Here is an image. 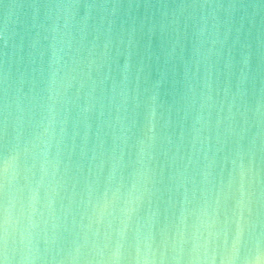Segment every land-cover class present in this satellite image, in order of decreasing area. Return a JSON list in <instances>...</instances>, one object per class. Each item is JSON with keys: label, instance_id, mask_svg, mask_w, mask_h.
Segmentation results:
<instances>
[{"label": "clouds", "instance_id": "9594fccd", "mask_svg": "<svg viewBox=\"0 0 264 264\" xmlns=\"http://www.w3.org/2000/svg\"><path fill=\"white\" fill-rule=\"evenodd\" d=\"M31 7L34 10L33 27L37 32L23 56L20 55L23 46H10L7 31L4 34L5 48H11V51L5 55L2 65L3 120L0 130L9 147L0 161V182L5 188V199L0 206V264H65V260L67 264H80L85 248L90 250L93 258L84 260V264H122L126 257L125 245L129 231L134 232L136 240L134 264H168L163 252L157 260L155 252L150 249L147 243L150 235L141 236L144 225L139 221L133 225L142 199L150 194L145 158L151 159L154 136L149 137L147 145L141 143L137 162L142 171L123 198L117 189L102 203H91V214L87 216L86 225L80 224L73 216L71 198L68 206L57 207L58 201L64 199V182L57 175L59 149L56 156L50 155L55 125L63 123L60 119L61 109L57 106L67 104L68 93L73 87L77 90L78 98L80 90L88 85L86 96L91 98L97 84L92 79V72L95 70L99 74L100 67L109 58L113 40L116 39L117 44L120 42L119 34L113 32L114 21L111 19L116 15L119 5L96 3L94 0L91 3L87 0L83 3L81 0H43ZM160 7L167 8V5ZM222 7L225 6L208 2L181 3L175 5L171 13L170 24L175 38L169 57L177 56L184 68L182 91L176 101L177 111L182 110L184 118L192 117L191 143L196 158L188 161L195 166V174L185 177L184 173H180L182 179L177 185V190H182L181 208L170 264H181L184 244L189 242L185 239L186 207L197 199V207L187 213L195 216L190 236L194 256L187 264H213L217 241L226 246V255L221 264H264V251L258 247L251 257L240 258V246L246 233L259 227L261 235H264V182L260 180L259 167L264 163V34L257 38L253 48L247 39L241 41L240 30L236 29V35L229 43L231 29L225 27L221 33V22L217 17ZM234 8V5L226 6L229 16ZM81 9L83 16H79ZM38 10H43V16L36 24L35 13ZM96 14H99L98 21ZM163 15L167 16L168 13ZM181 16L185 19V29L191 22L190 34L180 30ZM41 33L47 45L40 49L39 59L43 61L47 54V72L41 74L44 87L38 94H33L36 83L33 73L36 69L32 65L36 63L34 53L40 43ZM90 36L91 39H88ZM186 37L190 39L191 48L190 59L185 62ZM131 44L129 33L126 49ZM237 48L239 61L235 65V91L226 83L223 99L217 102L213 93L219 96L220 92L218 86L214 87L213 67L223 55L226 75L231 78L234 75L233 52ZM13 56L16 58L15 79L12 72ZM253 58L256 60L254 68L250 65ZM192 68L195 71L190 72ZM128 70L126 59L119 91L120 108L124 110H127L130 99ZM257 80L258 89L255 88ZM24 85L28 86L27 93L22 91ZM249 86L252 87L251 92ZM251 95L255 96L254 106L249 103ZM131 100L134 103V94ZM157 107L156 94L153 93L148 109L149 131L156 119ZM37 108L40 118L33 121L32 114ZM87 110L85 107L84 111ZM132 123L134 121L130 125ZM26 126L38 129L30 139L24 137ZM128 130L129 127L122 125V141H126L124 133ZM254 161L257 162L255 170ZM225 163L231 165L226 183L220 180ZM18 177L24 180L22 188L18 185ZM185 183L192 187L186 188ZM229 200L232 207L226 211ZM117 202L119 207L116 206ZM88 204L85 201L86 208ZM155 215V212L149 213V233ZM84 219L85 216L81 214L80 220ZM50 222L49 232L44 225ZM101 223L105 229L102 234L93 228V224ZM69 225L77 228L82 235L80 242L65 259H56L48 248L41 251V240L45 244L50 243V236L54 240L56 233ZM142 240L143 249L140 246ZM210 245L213 246L211 249Z\"/></svg>", "mask_w": 264, "mask_h": 264}, {"label": "water", "instance_id": "95a60500", "mask_svg": "<svg viewBox=\"0 0 264 264\" xmlns=\"http://www.w3.org/2000/svg\"><path fill=\"white\" fill-rule=\"evenodd\" d=\"M42 2L43 0H0V128H2L3 120L2 65L5 55L11 51V48H5L4 34L7 31L10 46L13 44L23 46L20 53L23 56L37 32V29L33 27L34 10L31 5ZM83 2L85 0H81V3ZM87 2L91 3L93 0H87ZM94 2L119 5L116 15L111 19L114 21L113 32L119 34L120 42L117 44V40H113L107 62L100 67L99 74L95 70L92 72V79L96 80L97 84L91 93V98L86 96L88 85L80 90L78 98L77 90L73 87L68 93L67 104L63 107L57 106L61 109L60 119L63 123L58 122L55 125L53 147L50 149L51 156H56L57 148L59 149L57 175L64 182L62 192L64 199L58 201L57 207L68 206L69 198H71L73 216L80 224L86 225L87 216L91 214V203H102L117 189L119 196L123 198L138 179V173L142 171L141 165L137 162L141 143L147 145L149 137L154 136L155 140L150 149L151 159L145 158L149 170L147 186L150 188V194L142 199L135 213L133 225L136 221L144 225L141 236L150 235L147 243L155 252L157 260L163 252L165 261L170 264V259L174 255V236L179 226L181 208L180 192L182 190L178 191L177 185L182 179L180 173H184L185 177L195 174V166L188 161L190 158L193 160L196 158L195 148L191 143L192 117L184 118L183 111H177L176 101L182 91L184 68L177 56L169 57L171 43L175 38L172 32L173 26L170 24L171 13L174 11V6L181 3H218L225 6L217 13L218 20L221 22V33L225 27L230 28L229 43H231L236 35V29H239L241 41L247 39L254 48L257 38L264 34V0H94ZM161 5H167V8H162ZM227 5L235 6L230 16L225 10ZM165 12L168 13L167 16L163 15ZM83 14L81 9L79 16ZM42 16L43 10L35 13L36 24H39ZM96 20H99V14H96ZM184 23V17H179L180 30L190 34L191 22H188L187 29L184 28ZM6 24L7 29H5ZM105 27H107V20ZM129 33H131L132 44L126 49ZM42 36L43 33L34 53L37 57L36 63L32 65L36 69L33 73V79L36 81L33 94H38L44 87L41 74L47 72V54L43 61L39 59L40 49L46 48L47 45ZM88 39H91V36ZM184 43V61L186 62L190 59V39L186 37ZM12 59L13 79H15L17 74L15 56ZM126 59L129 65L130 99L126 106L127 110H124L120 108L119 91ZM238 61L239 49L237 48L233 52L234 75L231 78L226 75L223 55L213 67L214 87L218 86L220 92L219 96L213 93L217 102L223 99V88L226 83L231 86L233 92L235 91V73H237L235 65ZM250 65L255 67V58ZM191 71L195 69L192 68ZM199 75L197 73L198 77ZM100 81L103 83L101 84ZM158 82L159 87H157ZM255 88H259V80L256 81ZM249 90L252 91L251 86ZM22 91L27 93L28 86L24 85ZM153 93L156 94L158 107L156 119L149 131L148 109ZM133 94L135 95L134 103L131 100ZM249 103L254 106V95L249 97ZM85 107L87 111H84ZM32 117L33 121L39 120L38 108L33 112ZM213 118H215V111H213ZM131 121L134 123L130 125ZM122 125L129 127L128 132L124 133L127 137L126 141L120 138ZM34 131L38 129L26 126L24 137L30 139ZM182 136L183 139H181ZM7 147L9 145L6 144L3 132L0 130V161L7 154ZM225 151H228L227 147ZM244 162L247 164V159ZM185 165H187L186 172ZM253 166L255 170L257 162L254 161ZM259 167L260 180L264 182V163H261ZM230 170L231 165L225 163L220 174L222 182H227ZM196 179L198 180L199 177L196 176ZM17 181L22 188L24 180L18 177ZM184 186L192 187L189 183H185ZM4 199L5 188L0 182V206L3 205ZM85 201L89 202L87 208ZM198 203V199L193 200L186 207L185 239L189 242L184 244L181 264H187L188 260L194 256L191 252L190 236L192 226L195 224V216L187 213L196 208ZM116 206L119 207V202ZM231 207L232 202L229 200L226 211ZM151 212H155L156 215L151 222L149 233L148 216ZM81 214L85 216L84 220H80ZM51 223L44 225L46 231H51ZM93 228L99 230L101 234L105 230L102 223L93 224ZM81 235L77 228L69 225L58 231L54 240L50 236V243L45 244L41 240L39 248L42 252L48 248L50 254L56 259H65L80 242ZM140 246L143 249V240ZM211 247L213 246L210 245V249ZM214 247L216 252L213 264H221V260L226 255V246L217 241ZM257 247L264 251V235H261L259 227L254 231L250 230L243 237L240 246L241 260L254 255ZM82 252L80 264H84L86 259L93 258L88 248L83 249ZM125 252L126 257L122 264H134L136 240L133 231L127 234ZM65 264H67L66 260Z\"/></svg>", "mask_w": 264, "mask_h": 264}]
</instances>
